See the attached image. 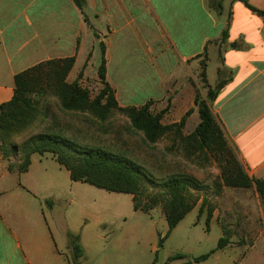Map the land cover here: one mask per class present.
Masks as SVG:
<instances>
[{
	"label": "crops",
	"instance_id": "1",
	"mask_svg": "<svg viewBox=\"0 0 264 264\" xmlns=\"http://www.w3.org/2000/svg\"><path fill=\"white\" fill-rule=\"evenodd\" d=\"M217 1L220 11L214 7ZM244 1L264 11V0H85L83 10L72 0H0V106L13 97L14 76L45 61L73 57L68 83L80 82V77L97 80L88 63L96 44L103 43L106 82L118 106L141 107L153 101L161 111L169 104L163 125L180 123L192 110L181 129L189 135L199 123L196 93L205 98L218 82V71L224 70L230 80L209 102L210 111L248 177L264 180V20ZM100 16H107V35L95 26ZM112 22L126 32L123 38L138 40L136 47L147 57L139 85L126 83V97L109 46L118 31ZM202 61L205 84L198 78ZM137 90L148 95L135 101ZM35 155L28 170L19 173L8 169L19 160L3 159L0 153V264H72L68 234L79 236V264H127L124 231L87 256L77 219L71 225L66 212L56 213L60 202L49 199L58 195L46 193L57 186L59 176L70 179L69 172L53 158L42 162ZM227 264H264V246L238 250Z\"/></svg>",
	"mask_w": 264,
	"mask_h": 264
},
{
	"label": "rangeland",
	"instance_id": "2",
	"mask_svg": "<svg viewBox=\"0 0 264 264\" xmlns=\"http://www.w3.org/2000/svg\"><path fill=\"white\" fill-rule=\"evenodd\" d=\"M105 18L107 16H100L99 20L95 21V26H99L107 35ZM121 24L118 23L119 27ZM112 27L118 30L109 41L114 57L113 67L116 69L120 90L126 97V83L132 88L139 85V71L146 67L147 57L142 54L139 46L136 47L138 40L123 38L122 33L126 32L119 31L117 22H112ZM144 39L149 41V38ZM100 61L101 48L100 43H97L88 63V69L94 75L97 74ZM198 78L199 83H203L200 73ZM78 83L89 92L91 98L102 88L98 78L96 80L80 77ZM146 95L148 94L144 90H137L135 101ZM31 98L34 101V112L29 113L26 120L6 135V143L16 144L21 149L26 140L36 134L58 133L80 147L103 148L122 155L139 164L157 182L169 176L183 175L194 178L202 186L201 190H192L190 193L191 201L197 199L193 210L159 246V238L167 231L166 222L161 223L156 217L163 216L160 207L150 213L134 211L131 195L109 193L59 176L57 186L46 193L58 195V198L49 199L51 202H60L55 207L56 213L66 212V219L71 225H74L77 219V231L83 229L84 232L82 245L89 250L87 256L95 253L97 248L108 245L113 237L122 231L126 233L124 243L129 249V254L126 255L127 264H194V258L206 255L212 250L215 252L207 260L196 264H227L236 258L238 250L254 244L264 246V201L253 187L240 189L224 186L220 180L221 166L214 155L194 153L191 147L180 143V137L176 138L173 133L154 144L147 143L143 134L133 130L128 118L119 111H112L106 120L99 121L87 112L61 109L58 100L48 90L46 94L31 95ZM149 105L153 113L160 112L153 101H150ZM169 108L168 104L163 109L164 112H168ZM182 136L187 135L182 133ZM229 148L236 163L241 166L237 155L230 146ZM0 153L2 154L1 150ZM34 157L42 162L52 160L49 154ZM15 158L21 161L20 152L9 151L7 159ZM61 174L66 173L62 171ZM143 189L144 201L148 199L147 196L159 192V188L150 187L146 183L143 184ZM39 193L45 195L44 192ZM203 199L206 203L203 213L199 215ZM209 207L212 208V217L207 225L206 214ZM79 210L83 214L80 220ZM225 230L228 233V244L216 250L218 241L226 235ZM177 253L185 257L169 261V258Z\"/></svg>",
	"mask_w": 264,
	"mask_h": 264
},
{
	"label": "trees",
	"instance_id": "3",
	"mask_svg": "<svg viewBox=\"0 0 264 264\" xmlns=\"http://www.w3.org/2000/svg\"><path fill=\"white\" fill-rule=\"evenodd\" d=\"M79 10L85 7V0H72ZM244 4L264 20V11L257 10L246 1ZM216 10H221L220 1L214 4ZM227 33H222V38ZM101 61L97 69V77L102 85L98 94L91 98L89 92L82 88L78 81L68 83L66 78L70 72L74 58L56 59L39 63L14 76V94L12 99L0 106V141L2 158L7 159L10 152H20L22 159L16 165L9 163L8 169L24 173L28 170L31 156H44L49 154L70 175L73 182H81L109 193L129 194L132 196L134 211L150 213L160 207L167 224V231L159 238L161 246L177 224L195 207L196 200H190L192 190L198 191L202 186L194 179L183 175L169 176L159 182L153 180L150 175L136 162L126 157L110 152L103 148L80 147L70 139L58 133L36 134L22 145L6 143L5 137L13 129L27 119L29 113L34 112L31 95H43L50 91L55 97L61 109L71 112L89 113L99 121L107 119L112 111L124 114L131 128L143 134L147 143L154 144L164 136L173 133L180 137V143H185L197 153H209L214 155L221 166L220 180L223 185L231 188H254L258 196L264 201V180L251 179L244 169L236 163L232 151L229 148L225 135L215 121L209 102H212L219 90L230 80V73L224 70L218 71V82L214 88H208L205 98L196 93L194 105L197 109L199 123L194 131L187 136H182L181 129L186 118L191 114L188 111L178 124L163 125L164 110L153 113L149 102L141 107H119L115 99L114 91L106 82L105 46L100 43ZM200 77L203 83L205 79V63H201ZM159 188V192L147 196L144 201L142 195L145 190L143 184ZM205 199L199 208V215L203 213ZM212 217V208H208L206 224ZM225 237L218 241L216 250H220L228 244L227 230ZM69 246L72 252V264H79L83 256V249L79 244V237L68 234ZM215 250L206 255L192 260V263H201L208 259ZM185 255L177 253L169 258V261L183 259Z\"/></svg>",
	"mask_w": 264,
	"mask_h": 264
}]
</instances>
